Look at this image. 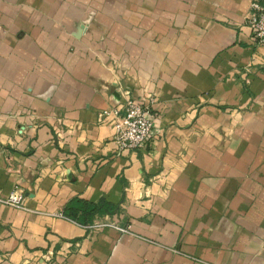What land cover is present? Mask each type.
I'll return each instance as SVG.
<instances>
[{"label": "crops", "instance_id": "obj_1", "mask_svg": "<svg viewBox=\"0 0 264 264\" xmlns=\"http://www.w3.org/2000/svg\"><path fill=\"white\" fill-rule=\"evenodd\" d=\"M250 1L0 0V197L27 209L0 205V264H264ZM126 93L152 138L117 154L98 115ZM72 199L127 233L58 217Z\"/></svg>", "mask_w": 264, "mask_h": 264}, {"label": "built area", "instance_id": "obj_2", "mask_svg": "<svg viewBox=\"0 0 264 264\" xmlns=\"http://www.w3.org/2000/svg\"><path fill=\"white\" fill-rule=\"evenodd\" d=\"M246 25L251 38L256 44H264V6L257 0H251L245 16ZM123 102L116 108L102 111L98 117L109 119L112 129L111 143L117 154L139 150L150 144L152 138V115L154 104L152 96H146L145 102L137 103L124 95ZM0 205L16 210L27 211L23 206L20 194L11 191L7 196L0 197ZM65 219L62 216H58ZM111 226L119 233H127L126 228H119L111 224L92 223L81 226L84 230L99 229Z\"/></svg>", "mask_w": 264, "mask_h": 264}, {"label": "trees", "instance_id": "obj_3", "mask_svg": "<svg viewBox=\"0 0 264 264\" xmlns=\"http://www.w3.org/2000/svg\"><path fill=\"white\" fill-rule=\"evenodd\" d=\"M108 209L101 202L90 204L78 199L70 200L63 210V217L77 224H87L91 217L96 214H104Z\"/></svg>", "mask_w": 264, "mask_h": 264}]
</instances>
